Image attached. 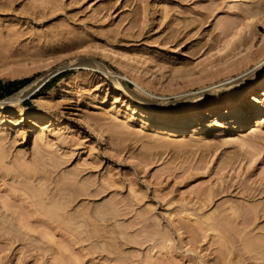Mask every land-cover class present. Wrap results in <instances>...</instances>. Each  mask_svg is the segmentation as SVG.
Listing matches in <instances>:
<instances>
[{
	"label": "rangeland",
	"instance_id": "obj_1",
	"mask_svg": "<svg viewBox=\"0 0 264 264\" xmlns=\"http://www.w3.org/2000/svg\"><path fill=\"white\" fill-rule=\"evenodd\" d=\"M233 1L0 0L1 83L74 61L0 109V264H264V107L251 80L196 97L263 58L264 0ZM217 95L202 126L152 122Z\"/></svg>",
	"mask_w": 264,
	"mask_h": 264
},
{
	"label": "bare ground",
	"instance_id": "obj_2",
	"mask_svg": "<svg viewBox=\"0 0 264 264\" xmlns=\"http://www.w3.org/2000/svg\"><path fill=\"white\" fill-rule=\"evenodd\" d=\"M240 1L241 0H234L233 4L231 5V7L232 8L236 7ZM248 61H249V59H248ZM73 62H69L67 64L65 63V64L60 65L58 67H54L53 69L49 70L48 72L43 73V75L35 78V80H33L27 86L23 87L19 91H17L14 94L10 95L6 99L4 98V100H1L0 101V109H3L5 107L6 108H15L18 116H22L24 114V110H25L24 106L22 105V100L24 98L28 97L32 92L38 90L40 88L39 86L42 83L46 82L49 78L54 76L56 73H58L59 71H61L62 69L66 68V67L71 66L73 64ZM245 62H247V60ZM78 65H80V63H78ZM81 65L84 66L85 68H89L91 70H100L105 75H108L109 77H111L114 80L113 82L115 83V85L118 88L121 89V92H123L124 95H127V92L125 91L126 89L122 88V86L119 84V81L121 79H125L126 77L114 76V74L112 72H110L109 70L105 69L101 64L96 63V62H94L92 60L91 61L90 60L89 61H85L84 63H81ZM239 67H241V66H239ZM21 71H22L21 69H15L13 71H10L11 73H9V76L10 75H12V76L17 75L18 76V75H20V73H23V71L22 72ZM229 79H231V77L227 78V80H229ZM237 79H239L240 82L251 80L250 84L248 85L249 86L248 87V91L245 92L244 97H247V99L251 98L252 100H254V102L256 104H259L261 107H264V101H262V102L258 101L259 97L264 96V55H263V58H261L257 62H253L251 65L246 67L244 70L240 71L238 73V76H236V78H234L233 80H230V81L226 80L225 82H221V83H219V84H217L215 86H212V87L204 86V87L200 88L201 90L197 92L196 97L197 98L201 97V95L205 94L208 90H210V91L214 90L212 88H219V89L223 88V86L225 84L233 82V81H235ZM131 83L134 85L135 89L140 92V93L132 92L131 98L134 99L136 103L145 104L148 100L146 99L147 97L145 98L144 96L145 95H149L150 96L151 93L147 92L136 81L131 80ZM66 85L67 84L64 81V82L60 83L55 88L50 87V88L46 89L45 92L46 91L50 92L52 90H55L57 93H59V92L63 91V89L66 87ZM40 98H42V97H40ZM224 99H225V97H223L221 95H217L215 97H210L208 99H205V100L201 101L200 104H199L200 105V110H201V115H200V117H198V118H196L194 120L193 119H187L186 116H183L181 118H175V119L173 118V119H170V120H165V119H162L163 118L162 115H156V118H155L156 120H154L152 122H157V124L160 127H162V128L163 127H168V128H170V129H172V130H174L176 132H185L188 128L202 126L203 125L202 122L204 121V119L210 115V110L212 108H219L220 105L225 103ZM42 100H46V99L42 98L41 101ZM35 101H38V99L35 100ZM252 107H253V104H250L249 107H246V108L239 107L237 111H238V113L240 112L241 115L238 116V117H235V116H232V117L237 118L236 122H238L241 125H244V126L247 127L251 123L249 121V120H251L249 115L251 114L250 108H252ZM261 111L262 110H260V109L256 110V117L260 114ZM32 116H33L32 119L34 121H37V122H39L40 120H43V119L52 118V116H48V115L41 114V113H38V112H36ZM244 126L242 128H244ZM199 130H200V128H199ZM1 152L2 151L0 149V160L2 158ZM33 191H34L35 196L38 197L39 199H41V194H40L39 190L34 189ZM48 207H49V209L51 211H57V210L60 209L58 203L51 204ZM252 247H253V245H252Z\"/></svg>",
	"mask_w": 264,
	"mask_h": 264
},
{
	"label": "trees",
	"instance_id": "obj_3",
	"mask_svg": "<svg viewBox=\"0 0 264 264\" xmlns=\"http://www.w3.org/2000/svg\"><path fill=\"white\" fill-rule=\"evenodd\" d=\"M62 75L63 74H58V77H63ZM24 82L25 81H23V80H18V81L13 80V81H9L7 83H1L0 82V97L8 96V95L12 94L13 92H15L17 90L18 87L22 86L24 84ZM47 83H49V82H46L45 84L42 85L44 91L51 87V85L47 84Z\"/></svg>",
	"mask_w": 264,
	"mask_h": 264
},
{
	"label": "water",
	"instance_id": "obj_4",
	"mask_svg": "<svg viewBox=\"0 0 264 264\" xmlns=\"http://www.w3.org/2000/svg\"><path fill=\"white\" fill-rule=\"evenodd\" d=\"M45 83V82H44ZM44 83H42V84H44Z\"/></svg>",
	"mask_w": 264,
	"mask_h": 264
}]
</instances>
